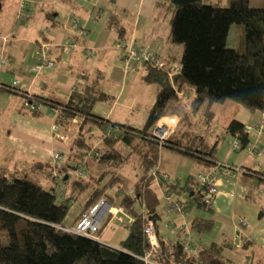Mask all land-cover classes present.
Returning <instances> with one entry per match:
<instances>
[{
  "label": "trees",
  "instance_id": "obj_1",
  "mask_svg": "<svg viewBox=\"0 0 264 264\" xmlns=\"http://www.w3.org/2000/svg\"><path fill=\"white\" fill-rule=\"evenodd\" d=\"M155 9L169 19L168 44L173 51L171 59L161 54L162 67L147 66L144 81L156 85L158 91L142 128L95 115V104L107 101L110 96L93 84L75 89L63 102L22 92L25 100L37 108L45 105L57 112L55 124L62 136L68 132L75 136L71 152L60 163L37 161L22 172L0 169V264H227L212 248L194 246L191 252L183 242L166 239L157 229L159 216L155 211L140 212L134 207L152 170L159 164L162 150L172 149L212 161L216 145L209 146V151L205 150L204 142L192 147L195 117L200 115L210 122L211 107L226 102L252 112L264 110V3L252 7L250 0H227L226 5L206 0H156ZM109 25H115L119 37H123V27L114 21ZM233 25L243 27V38L237 48L227 45ZM176 47L179 51L183 49L180 59L175 57ZM0 91L13 95L19 92L18 86L5 84H0ZM190 95L192 98L188 99ZM30 112L35 116L41 113ZM164 116H177L178 127L160 142L150 131ZM228 131L240 141L241 149L248 147L249 133L243 123L233 120ZM124 146L132 148L130 155H123L118 149ZM88 157L97 161L92 171L86 166ZM130 162L139 168L133 196L122 191L119 177ZM81 167L87 168L85 178L77 175ZM72 175L74 187L68 192ZM157 175L163 186L167 180L162 179L161 172ZM196 176H188L183 185L178 182L172 188L188 193V211H211L210 204L205 203L206 190L200 188ZM53 177L65 184L64 194L55 195L44 188ZM86 194L89 197L81 213L104 200L134 218L131 224H124L128 233L117 248L97 239L108 217L92 236L74 234L65 225L71 203ZM119 197L121 201L117 202ZM147 220L156 227L159 247L154 251L144 233ZM213 227L211 219L196 216L192 221V228L200 233Z\"/></svg>",
  "mask_w": 264,
  "mask_h": 264
},
{
  "label": "crops",
  "instance_id": "obj_2",
  "mask_svg": "<svg viewBox=\"0 0 264 264\" xmlns=\"http://www.w3.org/2000/svg\"><path fill=\"white\" fill-rule=\"evenodd\" d=\"M97 1V4L104 8L105 12L102 16L95 17L93 0L88 2L83 0H45V12L41 16L44 27L41 26L36 31V39L34 42L31 41L35 44V49H32L30 56L28 47H22V42L26 38L22 33V27H15L12 32H8L4 25L2 27L0 25V37L7 38L6 44L0 39V53L9 63L7 68L0 70V84L14 86L17 80L20 81L18 93L13 95L0 91V169L6 168L11 172H22L19 171L22 170V167L27 169L37 161L60 163L71 152V142L57 139L54 132L56 118L54 110L45 105H38L41 113L37 116L33 115L26 106L22 92L29 93L31 96L37 95L56 102H63L70 98L74 88L82 89L93 84L110 96L107 101H100V103L112 101L109 105L100 106L99 110L102 116L93 111L95 115L121 125H129L135 128L144 126L146 116L155 103L158 88L155 85V100L148 113H144V118L146 117L144 124L140 126L135 124L133 121L134 104L140 101V97L136 96L130 101H125L124 96L129 89L135 87L139 76L133 74L132 71L137 70L138 65L136 67L126 66V53L119 47L118 41L121 38L128 42L136 41L150 49L159 51L162 55H167L171 59L173 50L168 44L169 19L156 12V0ZM21 2L22 0L19 5ZM206 2L226 5L227 0H206ZM263 3L264 0H250L252 7H261ZM36 10L35 8L33 15ZM103 18H106V21L101 26L100 21ZM74 19L80 22L87 30L88 35L85 38H80L78 47L75 48L72 56L60 55L59 46L67 44L76 35L71 27V21ZM110 21H114L123 27V37H119L115 25H113L115 27L109 25ZM29 22L31 21L22 24L24 29L28 30V35L32 32V27L28 25ZM96 29L98 33L92 39L91 36ZM113 31L116 33L115 35L112 34ZM45 40L55 44L52 52L55 66L45 68L35 76L31 73V68L37 62L38 44ZM107 44H110L113 50L109 48L106 50L105 45ZM88 48L95 51L94 56L91 57L85 52ZM120 50L124 52L123 55ZM102 51H106V53L101 56ZM109 68L113 69L110 71L111 79L120 84L116 95L108 93L101 87L102 81L107 80L105 72ZM140 72L144 80L148 72L147 66L143 65ZM118 108L121 111H117ZM210 112V122H206L205 117L200 115L195 117L199 121V126L195 128L196 126L193 125L191 144L192 147H195L204 142L206 151L211 150L209 146L216 145L217 149L213 152L212 161L194 158L176 150L164 149L161 151L158 164L159 172L165 170L166 172L162 175L165 174L168 179H171L172 174L178 171L179 164L183 166L192 165L197 170L194 175L189 176L195 177L199 173L209 172L217 163L225 164L230 168H240L242 171L234 177H224L218 181V194L210 204L211 211L192 209L184 214H171L166 207L165 198L169 195L174 199L173 190L176 189L172 188L173 181L168 184L170 189L162 188L164 198L161 204L151 203L146 206L142 203L139 206V211L154 210L159 216L157 229L168 240L184 242L186 236L190 235L194 246H207L209 248L214 242H217L220 247L226 248L227 252H223L225 259H223L224 257L221 259L227 264H242L240 258H245V252H250L253 259L257 257L264 260V110L252 112L241 105L226 102L221 105L214 104ZM233 120L243 123L245 127L252 124H262V129L253 128L248 132L250 144L257 146L260 155L253 156L247 149L231 150L230 143L235 137L228 131V126ZM78 122L76 120L74 123L77 125ZM215 123L222 127V130L218 131L219 133L214 127ZM118 149L123 155H130L132 151V148L127 146ZM56 154H60L61 159L56 160ZM85 161L88 169L92 171L97 161L91 157L86 158ZM4 162L6 163L3 164ZM8 164L13 165V170L8 167ZM128 167L132 168V173L126 176L124 170ZM138 174L139 168L134 162H130L122 169L119 177L122 191L125 194L132 196L135 194ZM74 178L75 176L72 175L68 180V192L74 187L72 183ZM159 184L160 187H163L160 182ZM59 185H61L60 182L53 177L44 184V188L46 190H58ZM145 188L142 191L143 194L146 191ZM88 197L86 194L82 199L73 203L79 204L81 209L67 225L69 228L76 224L75 222ZM120 201L121 197L117 199V202ZM110 206L113 213L107 216L108 223L97 239L101 243L117 248L118 245L115 246V243L120 244L128 233L124 224H131L134 218L121 207ZM200 211L206 215L198 214ZM196 216L213 220L214 227L211 230H214V234H206L208 231L200 233L194 230L192 221ZM120 231H123L122 239L116 240ZM194 231L197 233L196 237L193 235Z\"/></svg>",
  "mask_w": 264,
  "mask_h": 264
},
{
  "label": "built area",
  "instance_id": "obj_3",
  "mask_svg": "<svg viewBox=\"0 0 264 264\" xmlns=\"http://www.w3.org/2000/svg\"><path fill=\"white\" fill-rule=\"evenodd\" d=\"M84 2H88L90 0H83ZM45 0H22V2L19 5V13H18V19L22 21L29 20L33 15L32 8L34 5L44 3ZM97 0H93L94 8H95V14L94 16H102L105 12L104 8H102L100 5L97 4ZM71 27L72 30L75 32V36H73L69 42L65 45L59 46V53L60 55L65 56H72L74 53L75 48L78 47V42L80 38H85L88 35L87 30L80 24V22L77 19H74L71 21ZM4 42H7V39L4 40ZM119 45H121L119 43ZM125 46V44H122L121 47ZM55 47V44L52 42H42L39 46V50L37 52L36 58H37V66L33 67L31 69V73L37 76L41 73V71L45 68H52L55 66V61L52 58V52L53 48ZM88 55H94L93 49H86L85 51ZM126 56H125V62L127 67H136L138 64H143L145 66H155V67H162L163 63L160 60L161 53L159 51H155V49H150L144 44H140L139 48L136 47H129L126 49ZM9 65L8 60L0 53V70L3 68H7ZM178 67L176 68V72H178ZM16 87L20 86V81L17 80L14 84ZM26 106L29 110L35 111L39 110L35 105L29 103V101H26ZM172 123L177 122V119H171ZM166 123V122H164ZM169 123V121H167ZM171 123L164 125L160 124L152 128L151 132L154 135V137L159 138L160 141L167 140L170 135L174 132L171 128ZM253 128H259L262 129V124H252L250 126H246L245 130L246 132H250L253 130ZM56 134L59 139H65V136L59 135L56 131ZM232 145V144H231ZM241 149L240 141L236 138V141H234L233 146L231 148L232 151H237ZM248 152L253 155H260L258 152L257 146L254 144H249L246 148ZM55 159H61V156L58 154L55 156ZM158 166H156L152 172V176H158ZM242 170L240 168H230L225 164L217 163L213 169H211L209 172L206 173H199L197 174V182L199 183L200 188H204L206 190V198L205 203L211 204L218 194V181L221 178H230L236 176L238 173H240ZM77 175L81 178H85L87 176V168L81 167L77 171ZM162 179L166 181L168 177L163 174ZM159 182L160 179H158ZM53 192L55 195H61L65 193V184L60 187V192H56V190H48ZM166 207L170 211L171 214L179 213L184 214L189 210V204L186 201H176L171 196L167 195L165 198ZM98 208H102L105 210L104 213L112 214L113 209L111 206H108L107 203H104V201L100 202L95 208L88 211L83 215V218L81 222L77 225V227L73 229H69L70 232L77 234V235H85V236H92L100 227L102 221L104 220V214H101V217L98 221L96 217H99V214L96 216V211ZM123 212V210H121ZM95 214V215H94ZM103 215V217H102ZM94 218L96 220H94ZM246 225L245 223H243ZM144 233L146 234L147 238L149 239L150 245L152 247V251L157 249L159 247L158 244V237L156 233V227L153 221L147 220L144 225ZM184 246L185 249L188 251L193 252L194 251V243L192 241V238L190 235L186 236V239L184 240ZM151 251V253H152ZM150 253V254H151ZM148 254L145 258L146 262H149L148 258L150 256Z\"/></svg>",
  "mask_w": 264,
  "mask_h": 264
},
{
  "label": "rangeland",
  "instance_id": "obj_4",
  "mask_svg": "<svg viewBox=\"0 0 264 264\" xmlns=\"http://www.w3.org/2000/svg\"><path fill=\"white\" fill-rule=\"evenodd\" d=\"M20 1L21 0H0V6H1V10H0V25H1V27L4 25V27L7 28L6 30L8 32L9 31L12 32L15 27H20V26L22 27V33L24 34V36H26L25 41L22 42V47H28V49H29L28 54L30 56L32 49L33 48L35 49V44L31 43V41L32 42L35 41V39H36V31L43 25V21L41 20V18H42L41 16L43 15V12H45V6H44L45 2L37 4V5H34L32 10L34 12V9L36 8L37 12L35 11L34 15H32V17L29 20L22 21V20L18 19L19 2ZM211 1H215V0H211ZM28 21H31V22L28 23V25H30L32 27L31 28L32 32H31L30 35H28V32H27L28 30H25L24 27H23L24 25H22L23 22H28ZM105 21H106V18L101 19V21H100L101 26H102V24H105ZM42 27H44V26H42ZM97 33H98L97 29L94 30L91 38L94 39L96 37ZM112 34L115 35L116 33L113 31ZM242 38H243V27L239 26V25H233L231 27V29H230V33H229V37H228V43H227L228 47L229 48L240 47V43L242 41ZM0 39L3 41V43H5L4 40L7 39V38L0 37ZM41 42H43V41H41ZM113 42H114V40H113ZM118 42L121 44V45H119V47L121 49H123L125 52H126V49L129 48V47H136V48L140 47V44L137 43L136 41L128 42V41L120 39ZM122 44H125V46L121 47ZM105 46H106V50H107V48L113 50V48H112V46L110 44H107ZM176 48L177 49H175V51H174L175 52V57L177 59H180L183 49L180 48V51H179L178 47H176ZM38 50L39 49H37V52H38ZM120 51H122V50H120ZM105 53H106V51H102L101 54H100V52H98V54H100L101 56L104 55ZM113 53H115V52H113ZM123 54H124V52L122 51V55ZM94 55H95V51H94ZM94 55H92V56H94ZM35 66H37V62H36V64L33 67H35ZM140 66L142 67L143 65L142 64H138V69L132 71L133 74H137L139 76V77H137V82L135 83V87L132 88V89H129L126 92L125 96H124V100L125 101H130L131 99L135 98L136 96L140 97V101H137L134 104L135 105V111H134V118H133L134 123L138 124L139 126L144 124L145 119L147 117L146 116L144 118V113H146V112L148 113L150 107L154 103L155 93H156V86L154 84H149V83H147V82H145L143 80L142 73L140 72L141 71V67ZM112 70L113 69L109 68V70H107L108 72L107 71L105 72V76H107V80L108 81L107 80L102 81L101 87H103L106 91H108V93H110L112 95H116V91L118 92V90L120 88L119 87L120 84H118V81H116V80L113 81V79H111L110 71H112ZM75 89H77V88H74L73 91ZM191 98H192V95L188 96V99H191ZM110 103H112V101H110L108 103L97 102L95 104V106L93 107L94 113L97 114V115L102 116V114H101V112L99 110V108H101L100 106H105L104 104L109 105ZM101 104H103V105H101ZM117 111H121V110L118 108ZM54 112H56V111H54ZM54 112H53V114L55 115ZM56 115H57V112H56ZM163 119H165L166 123L163 122L164 121ZM171 119H177V122L172 123ZM167 121H169V123L172 124L171 125V127H172L171 129L175 131L177 129V127H178V118H177V116H165L164 118H161L158 121L156 126L160 125V124L167 125V124H169V123H167ZM193 125L196 126L195 128H198V126H199V121H197L195 118L193 119ZM206 127L208 128V126H206ZM214 127L217 129V132L218 131L220 132L222 130L221 125H219L217 123H215ZM53 129H54L55 133L57 131L58 134L61 135L59 133V128H58V126L56 124L54 125ZM150 133L152 134L151 131H150ZM56 136H57V134H56ZM74 136H75V134L72 135V132H68V134H67V136L65 138L66 140L65 139H59L58 136H57V139L62 140L64 142H72ZM157 139L160 141L159 138H157ZM234 141H236V139H234L230 143V148H232ZM56 155H58V154H56ZM5 163L6 162H4L3 164H5ZM164 166H166V165H164ZM8 167L10 169H12L13 165L8 164ZM18 169H20V168H18ZM131 169H132L131 167H128V169L124 170V172H125L124 175H126V176L127 175H131V173H132ZM24 170H27V169L22 167V170L20 169L19 171H24ZM196 170H197L196 167H194L192 165H187V166L184 165L183 166V165L179 164L178 165V171H176V172H174V174H172L171 179H167V181L164 182L163 187H160V184H159V181H158V179H159L158 176H151V178H150L151 180L148 181V183L146 185L145 193L141 196L140 200L136 201L134 209L140 210L139 206L142 203H144L146 206H148L151 203H153L155 205L161 204L163 202V198H164L162 188L167 189L168 188V184L170 182H172V181H173V184H178V182H179L181 185H183L184 179L186 177H188L189 175H194L196 173ZM165 172H166L165 170H161V173H165ZM177 173H178L179 177L176 176ZM60 187H62V184H61ZM58 192H60V188H58ZM173 197H174V199L176 198V200L185 201V200H187L188 193H186V192H184L182 190L176 189V190H173ZM102 201H104V200H101L100 202H102ZM104 203H106V201H104ZM80 209H81V206L79 204L71 203L70 211H69L68 216H67V218L65 220V225H68L75 218V216L80 212ZM104 212H105V210H103L102 208H98L97 209L95 214H96V216L99 214V217H96L98 219V221H99V219L101 217V214H104V217L102 215V217L104 219L109 215V214L104 213ZM85 213H87V212L80 213L78 219L75 222L76 224L73 225L71 227V229L74 230L77 227V225L81 222V220L83 218V215ZM198 214L203 215V216L206 215V213L201 212V211ZM94 220H96V219L94 218ZM210 231L206 232V234H214V230H210ZM193 235L196 237L197 233L194 231ZM83 236H85V235H83ZM122 236H123V231H120V233L118 234L116 240L118 238L122 239ZM113 243H115V242H113ZM117 245L119 246V244L115 243V246H117ZM231 246H233V245L231 244ZM211 248H212V250H214L220 256V258L224 257L223 256V252L224 251L227 252L226 248L220 247V245H218L217 242H214L212 244ZM237 252H240V251H237ZM223 259H225V257ZM240 259L242 260V264H258V263L259 264H264V260H262V259H259L257 257H255L253 259L251 254H250V252L249 253L245 252V258H240Z\"/></svg>",
  "mask_w": 264,
  "mask_h": 264
},
{
  "label": "water",
  "instance_id": "obj_5",
  "mask_svg": "<svg viewBox=\"0 0 264 264\" xmlns=\"http://www.w3.org/2000/svg\"><path fill=\"white\" fill-rule=\"evenodd\" d=\"M0 10H1V6H0ZM106 203H107V202H106ZM107 204H108V206H110L109 203H107Z\"/></svg>",
  "mask_w": 264,
  "mask_h": 264
}]
</instances>
